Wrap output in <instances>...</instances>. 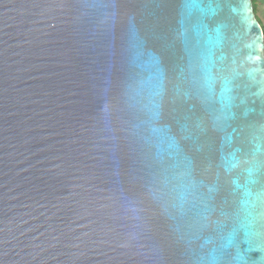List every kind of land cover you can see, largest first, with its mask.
<instances>
[{
	"label": "water",
	"instance_id": "95a60500",
	"mask_svg": "<svg viewBox=\"0 0 264 264\" xmlns=\"http://www.w3.org/2000/svg\"><path fill=\"white\" fill-rule=\"evenodd\" d=\"M0 264H264L253 0H0Z\"/></svg>",
	"mask_w": 264,
	"mask_h": 264
},
{
	"label": "trees",
	"instance_id": "16d2710c",
	"mask_svg": "<svg viewBox=\"0 0 264 264\" xmlns=\"http://www.w3.org/2000/svg\"><path fill=\"white\" fill-rule=\"evenodd\" d=\"M256 15L264 29V0H253Z\"/></svg>",
	"mask_w": 264,
	"mask_h": 264
},
{
	"label": "snow or ice",
	"instance_id": "6c2138e0",
	"mask_svg": "<svg viewBox=\"0 0 264 264\" xmlns=\"http://www.w3.org/2000/svg\"><path fill=\"white\" fill-rule=\"evenodd\" d=\"M154 131H159V130H154Z\"/></svg>",
	"mask_w": 264,
	"mask_h": 264
}]
</instances>
